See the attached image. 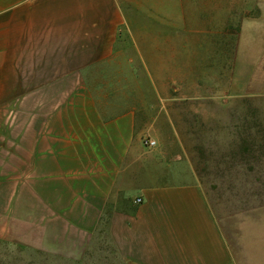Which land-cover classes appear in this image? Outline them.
<instances>
[{
  "label": "crops",
  "instance_id": "0c3cea01",
  "mask_svg": "<svg viewBox=\"0 0 264 264\" xmlns=\"http://www.w3.org/2000/svg\"><path fill=\"white\" fill-rule=\"evenodd\" d=\"M120 15V0H0V264L108 245L129 264H233L199 187L144 144L160 142L166 67L154 89L129 74Z\"/></svg>",
  "mask_w": 264,
  "mask_h": 264
},
{
  "label": "rangeland",
  "instance_id": "374dc122",
  "mask_svg": "<svg viewBox=\"0 0 264 264\" xmlns=\"http://www.w3.org/2000/svg\"><path fill=\"white\" fill-rule=\"evenodd\" d=\"M120 4L129 74L154 89L166 67L156 168L199 187L233 264H264V0ZM97 252L85 264H129L110 245Z\"/></svg>",
  "mask_w": 264,
  "mask_h": 264
},
{
  "label": "built area",
  "instance_id": "2783aa9c",
  "mask_svg": "<svg viewBox=\"0 0 264 264\" xmlns=\"http://www.w3.org/2000/svg\"><path fill=\"white\" fill-rule=\"evenodd\" d=\"M144 144H145V146H147L149 148H154L157 145V143L155 141H152V140H149V139L145 140ZM135 203L136 204H140V203H142V201L140 199H137Z\"/></svg>",
  "mask_w": 264,
  "mask_h": 264
}]
</instances>
